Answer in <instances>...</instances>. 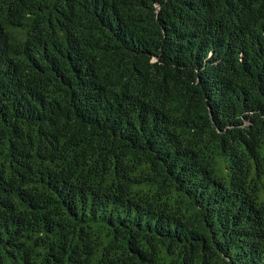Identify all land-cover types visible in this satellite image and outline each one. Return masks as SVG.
Listing matches in <instances>:
<instances>
[{
	"label": "trees",
	"instance_id": "16d2710c",
	"mask_svg": "<svg viewBox=\"0 0 264 264\" xmlns=\"http://www.w3.org/2000/svg\"><path fill=\"white\" fill-rule=\"evenodd\" d=\"M0 264H264V0H0Z\"/></svg>",
	"mask_w": 264,
	"mask_h": 264
}]
</instances>
